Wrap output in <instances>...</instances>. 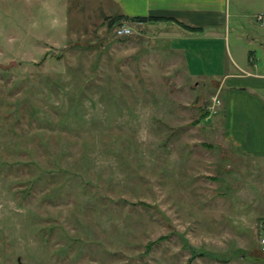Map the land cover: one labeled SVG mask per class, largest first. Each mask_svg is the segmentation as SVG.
<instances>
[{
	"label": "rangeland",
	"instance_id": "rangeland-1",
	"mask_svg": "<svg viewBox=\"0 0 264 264\" xmlns=\"http://www.w3.org/2000/svg\"><path fill=\"white\" fill-rule=\"evenodd\" d=\"M106 9L0 0V264H264V164L220 148L194 86L218 68L141 70Z\"/></svg>",
	"mask_w": 264,
	"mask_h": 264
},
{
	"label": "crops",
	"instance_id": "crops-1",
	"mask_svg": "<svg viewBox=\"0 0 264 264\" xmlns=\"http://www.w3.org/2000/svg\"><path fill=\"white\" fill-rule=\"evenodd\" d=\"M91 2L107 7L106 19L118 26L123 22L135 34L125 45L129 48L125 57L133 64L141 63V70L153 64L167 72L191 69V62L216 66L219 75L210 85L194 84L195 88L199 84L212 88L221 101L217 116L205 122L211 121L212 130L220 135V148L233 152L237 161L264 164V0ZM230 5H234L232 14ZM260 17L262 22L257 21ZM217 47L225 56L223 62L213 60V48ZM183 76V82H187L185 77L197 79ZM257 202L254 215L262 219L264 200Z\"/></svg>",
	"mask_w": 264,
	"mask_h": 264
},
{
	"label": "built area",
	"instance_id": "built-area-1",
	"mask_svg": "<svg viewBox=\"0 0 264 264\" xmlns=\"http://www.w3.org/2000/svg\"><path fill=\"white\" fill-rule=\"evenodd\" d=\"M263 18L260 17L257 19L258 22H262ZM114 35L116 36L117 39H129L133 36V32L128 29V28H118L115 30ZM221 108V101L219 100L218 97H215L212 100V107L210 109V116H215L217 111ZM261 226V225H260ZM263 226L259 227L262 228ZM263 236L260 237L258 241V247H259V252L262 256H264V229H262Z\"/></svg>",
	"mask_w": 264,
	"mask_h": 264
},
{
	"label": "water",
	"instance_id": "water-1",
	"mask_svg": "<svg viewBox=\"0 0 264 264\" xmlns=\"http://www.w3.org/2000/svg\"><path fill=\"white\" fill-rule=\"evenodd\" d=\"M15 67H16L15 64H10V65H8L7 67H2V66H0V71H3V72H5V71H9V70H11V69H13V68H15Z\"/></svg>",
	"mask_w": 264,
	"mask_h": 264
},
{
	"label": "trees",
	"instance_id": "trees-1",
	"mask_svg": "<svg viewBox=\"0 0 264 264\" xmlns=\"http://www.w3.org/2000/svg\"><path fill=\"white\" fill-rule=\"evenodd\" d=\"M172 23V22H171Z\"/></svg>",
	"mask_w": 264,
	"mask_h": 264
}]
</instances>
